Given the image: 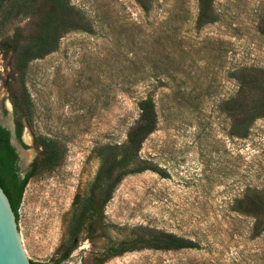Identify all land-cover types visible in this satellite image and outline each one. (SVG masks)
I'll return each instance as SVG.
<instances>
[{"label": "rangeland", "instance_id": "obj_1", "mask_svg": "<svg viewBox=\"0 0 264 264\" xmlns=\"http://www.w3.org/2000/svg\"><path fill=\"white\" fill-rule=\"evenodd\" d=\"M67 3L88 28L60 33L22 73L0 46V124L17 152L31 153L21 175L37 162L16 209L26 256L38 264H264V218L242 201L250 193L264 201V116L234 134L225 103L238 89L235 72L264 68V0H213L214 20L202 24L196 0ZM38 18H13L0 37L19 26L26 41ZM145 97L156 125L138 156L154 170L123 176L92 224L71 235L74 198L88 193L98 166L94 149L124 141ZM39 139L55 144V162L40 163ZM138 226L197 246L98 260L122 242L130 247Z\"/></svg>", "mask_w": 264, "mask_h": 264}, {"label": "trees", "instance_id": "obj_2", "mask_svg": "<svg viewBox=\"0 0 264 264\" xmlns=\"http://www.w3.org/2000/svg\"><path fill=\"white\" fill-rule=\"evenodd\" d=\"M145 8L146 0H135ZM198 24L214 20L212 8L213 0H196ZM149 6V1H148ZM37 13L38 23L34 33L25 41L19 26L0 37V46L9 47L14 53L13 65L22 73L26 63L52 51L57 43L60 33L71 28H88L83 16L73 10L67 0H0V27L18 16H29ZM238 82L236 94L226 103L228 115L231 118V132L244 135L249 124L256 118L264 116V68H242L234 73ZM138 115L128 127L124 141L121 143H104L94 149L98 158V166L88 193L80 200L74 198L73 210L70 220L71 235L77 233L83 224L88 226L93 222V215L109 199L115 185L126 174L139 172L145 169L154 170L143 163L138 151L145 137L153 131L156 125L154 104L151 98L145 97L137 102ZM21 125L14 122V137L20 138ZM41 148L39 161L49 165L58 157L55 144L48 139H39ZM16 153L9 143L8 131L0 125V187L6 194L10 206L17 219L16 209L20 200L23 186L33 171L37 162L30 164V170L22 179H18L15 172ZM242 201L246 203L245 212H249L259 220L264 218V201L256 193L246 194ZM133 244L114 248L113 253L104 251L98 260L102 261L108 256L120 254L123 251L139 248L153 249H180L193 248L196 243L171 232L153 227L138 226ZM122 245V246H121ZM64 255L60 257L63 258ZM31 264H38L30 260ZM59 259L52 264H58Z\"/></svg>", "mask_w": 264, "mask_h": 264}, {"label": "water", "instance_id": "obj_3", "mask_svg": "<svg viewBox=\"0 0 264 264\" xmlns=\"http://www.w3.org/2000/svg\"><path fill=\"white\" fill-rule=\"evenodd\" d=\"M10 135L12 130L9 129ZM0 264H31L22 248L14 212L0 187Z\"/></svg>", "mask_w": 264, "mask_h": 264}, {"label": "flooded vegetation", "instance_id": "obj_4", "mask_svg": "<svg viewBox=\"0 0 264 264\" xmlns=\"http://www.w3.org/2000/svg\"><path fill=\"white\" fill-rule=\"evenodd\" d=\"M1 126L4 127L8 131V133H9V143L12 145V143L10 142V132H9L8 128L3 126V125H1ZM13 135H14V129H13ZM12 146L14 147V145H12ZM14 151L16 153L15 172H16V175H17L18 179L20 180L24 176V175H21V172H20V165L22 166V163H21L22 157L20 155L21 151L18 149V152H17V149L15 147H14Z\"/></svg>", "mask_w": 264, "mask_h": 264}, {"label": "bare ground", "instance_id": "obj_5", "mask_svg": "<svg viewBox=\"0 0 264 264\" xmlns=\"http://www.w3.org/2000/svg\"><path fill=\"white\" fill-rule=\"evenodd\" d=\"M19 150L21 151L23 149L19 148ZM32 155H33V153H32ZM21 157H22V165H24L25 163H27L31 159V153L23 150Z\"/></svg>", "mask_w": 264, "mask_h": 264}]
</instances>
